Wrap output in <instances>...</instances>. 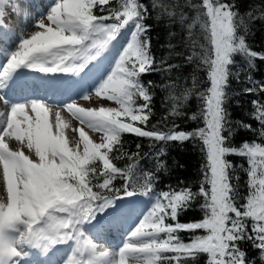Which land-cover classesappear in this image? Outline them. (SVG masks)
I'll use <instances>...</instances> for the list:
<instances>
[{"label":"snow or ice","instance_id":"1","mask_svg":"<svg viewBox=\"0 0 264 264\" xmlns=\"http://www.w3.org/2000/svg\"><path fill=\"white\" fill-rule=\"evenodd\" d=\"M8 4L10 0H0V16ZM108 4L109 0H58L51 14L23 40L3 69L4 78L25 64L45 73L79 72L84 64L95 60L108 47L122 27L137 20L131 43L120 56L114 71L95 92L98 97L114 101L118 108H84L76 102L61 108L39 101L9 108L7 100L0 96V103L7 109L0 111L3 122L0 127L3 179L0 185L3 193L0 199V264H8L12 258L21 255L16 243L38 244L47 240L54 244L57 239L67 241L74 237L76 251L81 257L90 253L92 258L73 255L67 264H94L96 245L89 239H82L84 233L79 226L94 219L96 212H103L112 205L114 195L102 193L105 190L119 193L113 186L117 177L127 181L125 188L130 185L135 165L122 169L113 162L126 156L139 159V151L132 155L124 151L121 141L124 133L153 142L199 140L207 163L202 169L203 180L198 192L184 188L161 195L131 233L135 242L127 243L120 250L118 264H128L130 258L140 264H186L188 260H182V257L193 260L199 254H207V264H249L246 252L239 247L242 241L252 242L264 256V148L247 142L240 149L228 146L233 132L225 107L226 86L231 75L229 65L233 63L231 57L236 52H242L250 59L257 57V53L249 50L245 38L237 34V13L233 6L221 0H203L210 43L203 63L208 69L210 87L198 94L204 126L186 132L177 131L178 125L168 131L160 129L158 124L149 126L150 117L154 115L153 95L140 77L160 70L144 22L149 9L136 0H125L123 11L106 8ZM94 8L109 14H94ZM109 20L114 22L104 23ZM191 59L188 57L189 61ZM77 61L82 63L77 64ZM256 90L255 86L247 89L252 93ZM259 91L264 92V85ZM189 94H185V100ZM140 98L143 103L137 104ZM253 104L258 102L253 101ZM64 108L81 126L72 129L78 132V138L72 139L71 146L66 135L70 125L61 115ZM172 115L183 113L174 106ZM255 118L264 127V103L258 104ZM191 119L196 120L197 116L193 115ZM85 127L103 133L102 142H93ZM245 127L251 130V125ZM13 139L20 142V148H10L8 141ZM136 147L139 150L141 146ZM24 148L30 155L25 154ZM113 150L114 154L110 156ZM229 154L250 158L251 191L241 206L243 211L236 204L239 194L233 181H238V177L227 160ZM159 155H164L163 150ZM154 179L153 174L145 173L144 183L139 187L132 186L148 194ZM127 195L131 196L133 192L128 191ZM197 197L204 199L201 207L205 210V218L201 222L179 223L178 213L190 207ZM246 218L253 221L251 231ZM169 219L175 222L166 223ZM17 226H22V230L18 240L13 241L6 233L17 230ZM194 230H205L207 234L194 235L190 242H184L179 236L180 231ZM107 255V252L99 253L100 257Z\"/></svg>","mask_w":264,"mask_h":264},{"label":"trees","instance_id":"2","mask_svg":"<svg viewBox=\"0 0 264 264\" xmlns=\"http://www.w3.org/2000/svg\"><path fill=\"white\" fill-rule=\"evenodd\" d=\"M136 2L149 9L144 22L148 28L152 54L160 65L159 71L141 74L140 77L141 82L153 95L154 115L150 117L149 126L158 124L160 129L168 131L174 125H178L177 131L186 132L203 127V120L200 117L202 101L198 94L210 87L208 69L203 63L210 48L209 33L205 28L208 18L206 9L203 8V0H136ZM221 2L233 6V10L237 13V34L245 38L250 51L257 53V57L252 59L242 52H236L231 57L233 63L229 65L231 75L228 77L226 86L228 99L225 107L233 132L228 146L240 149L247 142L264 148V127L255 118L258 104L264 103V92L259 91V87L264 85V0H221ZM124 3L125 0H109V4L105 7L123 11ZM93 12L98 15L109 14L98 12V8H94ZM136 25L137 20L133 19L122 28L130 29L131 27V32L134 34ZM188 57L192 58L191 61ZM254 86L257 89L255 92L247 91ZM186 93H190L187 100L184 99ZM253 101H257L258 104L254 105ZM140 103H143L142 98L137 100V104ZM174 106H177V110L183 115H172ZM193 115L197 116L196 120L191 119ZM136 123L139 125V122ZM245 125H251V130ZM223 135L227 136L228 133ZM121 141L124 151L129 155L137 151L140 155L138 160L135 156L132 159L126 156L113 161L122 169L132 164L135 167L127 188L124 187L127 181L117 177L113 181V186L114 189H119V193L106 190L102 193L106 196L114 195L112 204L116 201L135 198L141 199L147 205L151 202L150 210H152L165 192L184 188H189L193 192L200 190L203 180L202 169L207 161L205 153L200 150L202 143L199 140L153 142L149 138L124 133ZM138 144L141 146L139 150L136 147ZM162 150L164 155L160 156L159 153ZM113 154L114 150L110 156ZM227 160L233 165L234 175L238 177V181H233L237 184L239 194L236 204L243 211L244 208L241 206L246 203V198L251 191L249 187L250 158L229 154ZM161 164L163 167L160 166ZM145 173H151L155 177L152 191L148 194H143L132 186L142 185ZM93 190L99 191L95 188ZM128 191L133 192V195L128 196ZM203 203V197H197L192 201L190 207L178 213L179 223L201 222L205 218V210L201 207ZM230 215L234 216V214ZM174 222L171 219L166 221L168 224ZM246 223L251 231L252 219L246 218ZM206 234L205 230L179 232L184 242H190L194 235ZM239 247L246 252L249 264H264V256L252 242H239ZM181 259L188 260L186 264H207L208 256L199 254L197 259L191 260L188 257Z\"/></svg>","mask_w":264,"mask_h":264},{"label":"rangeland","instance_id":"3","mask_svg":"<svg viewBox=\"0 0 264 264\" xmlns=\"http://www.w3.org/2000/svg\"><path fill=\"white\" fill-rule=\"evenodd\" d=\"M57 3L58 0H10V4H8L3 9V15L0 16V25H2L3 20L7 16V12L11 9L12 5L17 7L13 13L15 15L14 18L17 19V21L15 22L16 27H14L11 31L7 29H0V60H4L0 67L2 70L7 65L8 61H10L12 54L20 49V45L22 44L23 40L35 31L41 21L46 20ZM104 23L110 24L112 22L105 21ZM12 34L14 35L12 36ZM132 36L133 32H131V27L130 29L121 28L118 34H116V38L109 43L105 50L100 52L95 60H91L89 63L84 64L83 69L78 75L80 76L78 80L81 79L82 88L76 87V89H71L72 91H68L66 96L72 94L70 97H74L69 99L66 104H72L76 102L80 107L84 108L119 107L114 101H110L104 96H96L95 92L111 75L112 71H114L120 56L126 50L128 44L131 43L130 38L132 39ZM76 63H79V61ZM88 65H91L92 68L87 69ZM28 68L30 70V74L34 77L37 76L33 74V72L38 71L40 73L39 70L31 68L29 65ZM18 72L20 71L18 70ZM15 80L16 79L13 81ZM47 86L50 87V85L43 87ZM43 87H38V89L35 90L37 92H34L32 89L33 94H36V96H31L32 100L26 102L21 99L17 102L21 104L28 103L30 101H39L45 102L48 105L59 106V100L62 98H59L58 101H54V95L56 94V96H59L62 94V96H64V92L58 89H54V91H48L44 90ZM25 92L29 93L27 91ZM21 96L22 94L20 97ZM85 96L88 98L85 99ZM81 103L83 104L81 105ZM10 104H12V102ZM61 107L63 108L64 106ZM61 115L70 125V127L66 129V135L69 138L71 146L72 139L74 137L78 138V132H73L72 129H78L81 126L79 125V122L74 117H72L71 113L67 112L66 108L61 109ZM1 123L3 125V122ZM84 130L93 140V142H102L101 138L103 133L97 132L94 129H89L87 127H85ZM9 145H11L10 147L13 150L21 147L20 142H17L14 139L9 143ZM23 150L25 151L26 155H30L29 150L26 148ZM256 159L259 161L260 157L257 156ZM2 184V166H0V185ZM2 198L3 193L0 192V199ZM129 203L132 204L134 202L131 200ZM151 208L152 206H149V208L142 210L141 214H138L131 219V217H127L129 216V213L123 216L120 214L114 215L113 208H110L109 206L103 212H97V216H95L94 219H90L88 222L80 225L79 230L84 233L82 239H89L93 243V238L91 237L92 235L90 236L86 233L88 229L91 230L90 232H92L91 234H93V236H98L97 239L104 240L103 243H101L99 240V242L97 241L93 243L96 245L95 253L97 255L94 264H118L120 250L123 249L127 243L135 242L134 238L131 237V233L139 226L144 217L148 215V213L151 211ZM20 230H22V226H17V230H9L6 234L13 241H17ZM113 236H120L119 239H116L118 240L117 245H113L112 243L111 238L113 239ZM15 246L21 255L12 258L10 261H8V264H67V261L73 255H76L77 258L82 259L92 258L90 253H84L81 257V254L76 251L77 242L75 237L67 241H61L57 239L56 243H51L50 245L44 244L43 241H40L38 244L16 243ZM42 246H46L45 249L39 248ZM101 252H107L108 255L100 257L99 253ZM128 264H140V261L136 260L135 258H130L128 260Z\"/></svg>","mask_w":264,"mask_h":264},{"label":"bare ground","instance_id":"4","mask_svg":"<svg viewBox=\"0 0 264 264\" xmlns=\"http://www.w3.org/2000/svg\"><path fill=\"white\" fill-rule=\"evenodd\" d=\"M15 8H17V7H15L14 5H12L11 6V9L7 12V16L5 17V19L3 20V23H2V25H0V29H7V30H9V31H11L14 27H16L15 26V22L17 21V19H15L14 17H15V15L13 14L14 12H15ZM9 26V27H8ZM14 34H12V36H13ZM0 37H1V34H0ZM3 37V36H2ZM4 60H0V67H1V64H2V62H3ZM9 62V61H8ZM82 61H79V63H81ZM79 63H77V64H79ZM89 63V62H88ZM89 68H92L91 67V65H88L87 66V69H89ZM19 70H26L28 73H30L29 71V68H28V64H25V65H22L21 67H19ZM18 70L16 69V70H14L13 72H11L9 75H8V77L7 78H4L3 77V75H2V72H3V70L0 68V82H3V85L4 84H11V81L13 80V79H16L17 81L18 80H20L21 78H19L20 77V73H22L21 71L20 72H17ZM81 71V70H80ZM80 71L79 72H72V73H64V72H56V73H45V72H42V71H40V73L38 72V71H36V72H33V74H35L36 76H38V77H40V78H38L37 77V79L36 80H32V76H31V74L29 75L27 72V74L29 75V77L28 78H26V79H21V82L19 83L20 85H19V87L18 88H27V85H29V86H38V87H43L44 85H48V84H50V85H54V86H57V85H62V84H64L65 83V81L66 80H69V81H74V82H78L79 80H77L78 78H80V76H78L79 74H80ZM42 78V79H41ZM12 87H14V85H12ZM60 87H62V86H60ZM44 88V90L47 88V87H43ZM27 90H28V88H27ZM31 92H32V90H31ZM70 96H72V95H69V96H62V95H59V96H56V94L54 95V101H58L59 100V98H62V99H60L59 100V107H61V106H67V105H69V103L68 104H66V102L69 100V99H71V98H73V97H70ZM12 99V98H11ZM7 100V102H8V107L10 108L11 106H14V105H17V104H19V103H17V101H14L13 102V104H10V101H12V100H9V99H6ZM71 102V101H70ZM66 104V105H65ZM71 104V103H70ZM83 103H81V105H82ZM62 108V107H61ZM7 109L5 108V106L2 104V103H0V111H6ZM68 112V111H67ZM69 113V112H68ZM2 121H0V127H3V125H2V123H1ZM13 141V140H12ZM11 140H9L8 142L10 143V142H12ZM9 146H11V145H9ZM11 148V147H10ZM92 238H93V240L94 239H96V238H98V236H96V235H94V236H92ZM44 242V244H48V245H50L51 244V242L50 241H47V240H45V241H43Z\"/></svg>","mask_w":264,"mask_h":264}]
</instances>
